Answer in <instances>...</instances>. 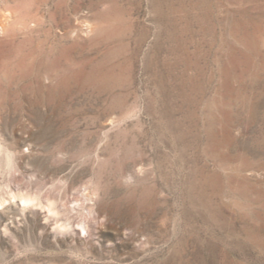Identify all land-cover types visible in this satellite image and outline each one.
Returning a JSON list of instances; mask_svg holds the SVG:
<instances>
[{"label":"rangeland","instance_id":"374dc122","mask_svg":"<svg viewBox=\"0 0 264 264\" xmlns=\"http://www.w3.org/2000/svg\"><path fill=\"white\" fill-rule=\"evenodd\" d=\"M0 146V264H264V0H0Z\"/></svg>","mask_w":264,"mask_h":264},{"label":"bare ground","instance_id":"6f19581e","mask_svg":"<svg viewBox=\"0 0 264 264\" xmlns=\"http://www.w3.org/2000/svg\"><path fill=\"white\" fill-rule=\"evenodd\" d=\"M3 151H2V148H1V146H0V154L2 153ZM22 199V198H21ZM24 202H25V204H34L35 203V199H30V198H27L26 197V199H25V197H24ZM0 206H2V202L0 201Z\"/></svg>","mask_w":264,"mask_h":264}]
</instances>
